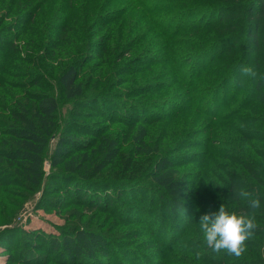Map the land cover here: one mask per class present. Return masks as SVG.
<instances>
[{"label": "trees", "instance_id": "16d2710c", "mask_svg": "<svg viewBox=\"0 0 264 264\" xmlns=\"http://www.w3.org/2000/svg\"><path fill=\"white\" fill-rule=\"evenodd\" d=\"M64 1L66 3H63ZM106 1L58 0L60 10L66 13L67 18L65 20H68V22L72 21L79 27L77 29H69L66 27L65 21H60L61 31L65 35L69 34L71 30H74L75 34L85 35L91 25L95 28L99 27L101 32L106 31L101 37V42L95 43L94 46L90 47L88 41L76 45L79 47V45L83 44L84 52L80 61L67 68L68 74L65 77L63 86L65 92L72 96L76 91L79 86V78L84 74V72H81L82 69H85L90 63L99 60L93 66L103 65L109 61L110 52H118L119 47L114 46L109 49V42L112 38L108 31L109 29L111 30V26L117 21L129 17L131 21L135 22L134 24L144 29L140 32L142 39H145L144 36L147 35L146 31L149 29L156 35L155 40H160L156 46L159 56H156V54H154L155 56H148L146 54L144 58L135 61L143 64L139 68H135L138 70L142 69L141 72L145 70L154 71L160 65H164L161 74L157 78L152 79L151 83L149 82L142 86V91L148 95V93L154 92L155 89H172L176 83H180L187 100H190L191 104L182 106V104L173 102L171 103L172 109L167 110L168 113L165 116L162 115L161 111L164 110L165 112L166 102L159 106L147 104L146 106L128 105L130 116L113 115V117H107L105 111H97L98 116L106 119L108 124L98 129L89 130L94 135L93 140L85 136L86 140L81 146H86L87 144L89 146H87L88 148H83L84 151L87 149L88 155L84 168L87 166L86 171L88 173L91 170L90 166L93 168L108 167V176L110 177H106L105 180L100 182L96 181V183H87L88 180L82 179L81 183L76 184L77 187L73 195L75 198L80 195L79 197L85 206L95 204L94 208H101L103 212L115 215V210L120 208V206L115 207V210L113 208L117 206V199L113 196H106L101 203L99 201L95 203V200H87L91 189L98 188L100 191L97 192L100 193H104L103 191L107 192L108 186H117L119 189L122 187L123 189H134L129 197L131 204H134V201H132L134 198L138 202V210L146 211L147 231L155 236L158 246L161 248L165 246L169 248L170 246V250H172L182 240V242L187 244V251L190 253V257H185L186 264H194L195 260H199L201 264H250L247 259H238L234 256H227L228 260H226V256L222 254L217 255L218 258L216 256L209 258L207 254L200 257V252L205 248L201 244L200 239L187 237L192 234L194 227H198L197 223L200 217L208 214V212L204 211L209 204L211 207L219 205L217 210L212 212H217L222 204L230 209L238 210V208L242 207L243 203L234 198L233 189L246 187L255 190L248 183L240 184L236 181L230 183L225 193L217 197L222 200L221 202L214 200L213 197L209 198L208 192L204 191L202 195H196V197H199L198 200L200 202L199 204L197 202L196 206H194L193 201L190 203L183 202L181 206L190 215L189 217H184L177 209H173L169 203L174 198L172 192L176 193L181 186H185L186 195L194 199V182L196 181L194 179L204 177L205 163L210 156L212 157L211 163L217 164L218 168L222 167V161L230 160L229 162L232 163L237 161L236 164L242 168L246 167L245 170L248 176L252 177L255 180L254 183L264 190V149L258 151V154L262 157V161H259V164L261 162L263 164L258 167V173L252 162L248 163L244 159L240 160L237 158L238 156L242 158L243 151L246 150L247 139L242 122H251L254 119V117L244 112L247 111V107L252 106L260 107L264 111V80L259 79V76H264V0H197L201 4L194 0H131L128 7H125L126 10L108 12L106 11L110 6H106ZM120 1L122 0H116V3ZM99 5H101L100 10L95 9ZM35 7L38 13L32 16L33 19L37 18L40 11L49 9V6L44 9L42 4H36ZM92 9L93 11L96 10L103 14L106 12L107 14H105V17H97L94 20L96 15L92 14ZM31 14L32 10H29L26 16ZM12 30H15L13 26L10 28V31ZM119 30L117 28L116 32H119ZM189 36L193 37L189 39ZM141 38L139 42L142 41ZM62 40L66 41V48L71 47V50H74L75 45L73 44L77 42H73L74 40L68 36L62 37ZM1 43L2 46L8 47L9 51L16 49L14 43L9 40H7V43L5 41ZM26 44L36 50L34 44ZM88 46L90 48L87 51ZM132 47L129 52L133 51ZM93 49H96L95 56H91ZM54 52L57 53L55 50ZM54 55V53L51 54L56 59V55ZM68 56V58H71L70 55ZM1 65L2 62L0 63ZM242 66L253 67L258 73V77L256 79L243 77L240 71ZM121 72L124 73L123 71ZM85 76L87 79V87L85 89L89 90L90 93H87L89 96L84 97V102L82 103L94 105L103 102L113 106L117 105L109 95H101L103 87L101 88L100 85L102 80L104 82L105 74L102 76L95 71H91ZM96 76L100 77V79ZM165 78H168V81H172L170 82L171 85L166 86L163 84L164 82H159ZM156 79L159 80L156 82L154 81ZM112 81L113 77L106 80L104 90H114L115 87L112 86ZM91 86L93 88H90ZM99 90H101V93ZM5 92L9 97V90ZM127 93H129L128 96L131 98L138 96L134 95L132 91ZM16 100L18 101L19 99ZM59 109V102L53 95H41L37 99L33 111L37 115L49 117L56 114ZM190 111H195L198 115H201V118L205 119L202 123V129L197 126L201 119L200 117H189V119L185 120L184 115L190 113ZM23 112L27 111L22 109V112H15L13 119L15 123L24 125L23 130H21L22 134L24 133L22 131L31 129L32 135L29 136L27 143H31L32 146L28 145L26 141L24 142V145L31 148V150L25 155L18 148L10 154L0 152V163L3 165L9 160L27 161L30 165H23L24 174L14 175H16L18 180L32 183L29 180H41L43 162L47 153L49 156L50 150L44 153H41L43 150L40 151V147L44 146L45 141L41 135V129H43L41 126L43 124L41 123L40 126L38 124L29 125V121ZM192 119H195V121ZM172 123H174V126L169 128ZM117 124H123L128 128L122 142H120L121 133L115 128ZM49 125L51 126L50 123ZM195 125L201 132H193V134L190 131V127H195ZM143 127L146 129V134L141 139L139 146L146 150V154L141 153L138 156L136 154L134 156L132 152L136 153V147H138L136 140ZM79 129L81 132H85L83 126H79ZM199 133L204 135V137L195 138ZM86 134L89 136L88 132ZM240 134L243 135L241 137V139L243 138L242 141H239ZM2 135L14 140L19 138L17 131L13 134L8 132ZM188 135L192 136L189 137ZM21 142L22 140L19 143L21 144ZM0 144L3 147L9 146L6 140H0ZM94 144H96L95 146L98 145V148L93 147ZM243 144L244 146L240 147ZM66 145L73 146L74 144L68 141ZM125 145L129 148L128 156L125 155L123 157L122 155L120 159L121 157L124 159L119 160V151H122V147ZM196 148H202V151L200 153L185 152ZM233 148L236 154L232 153ZM44 154L45 156H43ZM199 165H201V170L198 169V172L196 169ZM55 166H57V162ZM182 169H188V171L178 174L179 170ZM193 170H196V173H194L195 171L192 172ZM126 173L130 175L129 181L121 182L127 177ZM170 173H176L174 175L176 178L173 182L167 184L165 181L166 175ZM146 174L148 179H155L157 189L150 188L152 185L150 181L139 179L145 177ZM117 175H120L121 178H115ZM62 177L68 183L69 181H78L77 177L73 178V176L69 177L66 175ZM158 180L162 182L160 183ZM182 180L186 181L182 182ZM34 184L40 185L39 182ZM69 187L71 186L69 185ZM255 191L260 195L258 188ZM123 192L126 193L125 191ZM147 195L150 198H146ZM168 195L171 196L168 197ZM263 201L261 200V203ZM201 208H203L202 214L198 211ZM129 217L127 216L126 218ZM178 221L180 224L176 223ZM50 242L52 253L56 254L60 253L61 250H66V252H70L76 258L77 262L74 264H112V262L109 263L104 261V259L111 258L113 254L115 258L114 264H125L121 256L116 253L114 241L108 240L104 236L99 237L97 240L98 247L101 249L99 256L96 255V251L86 250L72 236H66L60 242L57 239ZM141 256V254L134 251L126 252L124 255L126 258L130 257L128 261L131 264H143L140 263L141 259H146L144 264H167V262L161 260L159 262L153 260L148 255H143L142 258ZM57 262L68 263L66 260H62L61 257H59Z\"/></svg>", "mask_w": 264, "mask_h": 264}, {"label": "rangeland", "instance_id": "374dc122", "mask_svg": "<svg viewBox=\"0 0 264 264\" xmlns=\"http://www.w3.org/2000/svg\"><path fill=\"white\" fill-rule=\"evenodd\" d=\"M194 1L201 4L197 0ZM130 2L131 0H122L119 3H116V0H107L105 4L110 7L106 12L123 10L126 6L128 7ZM63 3H66V1ZM36 4H42L44 9L49 6V9L40 11L37 18L33 19L32 16L38 13L35 7ZM59 5L58 0H53L52 2L51 0H0V37H2L0 41L3 40L7 43V40H9L16 46L15 50L11 49L9 51L8 47L2 46L1 42L3 41L0 42V63L2 62L0 66V138L2 139L0 140H6L9 144L8 147H3L0 144V152L10 154L15 152L17 148L24 155L30 152L31 148L26 147L24 142L26 141L27 143L29 136L32 135L31 129L22 131L24 132L22 134L21 130H23L24 125L15 123L13 119L15 112H22V109L27 111L23 113H25L29 125L38 124L40 126L41 123L43 124L41 126L43 127L41 135L45 141L44 146L40 147V151L43 150L41 153L50 150L49 156L48 153L46 156L45 154L43 155L45 160L43 162L41 180H29L33 184L18 180L16 175H14L24 174L23 165L29 164L27 161L9 160L3 165L0 163V264H64L57 262L59 257L62 260H66L67 264H74L77 260L70 252L61 250L60 253H52L50 241L53 242V240L57 239L60 242L66 236L76 238L86 250L96 251L98 256L101 250L98 247V238L104 236L108 240H113L116 253L121 256L125 264H131L128 261L130 257L126 258L124 255L126 252L132 251L142 256H151L153 260L158 262L161 260L167 262V264H186L185 257H190V253L187 251V244L182 242V240H178L179 243L172 250H170V246L169 248L166 246L161 248L158 246L155 236L147 231L146 211H139L137 200L133 198L134 204H131V199L129 198L134 189H123V187L119 189L117 186H108V191H103L105 194L97 192L100 191L98 188L91 189L87 200H95V203L98 201L101 203L106 196H113L117 199V206L113 208L114 210L115 207L120 206V208L115 210V215L103 212L101 208H94L95 204L85 206L79 197L80 195L75 198L73 194H75L76 184L81 183L82 179L88 180L87 183H96V181L100 182L105 180L106 177H110L108 176V167H95V169L90 166L91 170L88 173L86 171L87 166L84 168L88 155L87 149L84 151L83 148H86L89 144L86 146L81 145L85 142L86 137L93 140L94 135L89 130L98 129L108 124L106 119L98 116L97 111H105L107 117H113V115L130 116L128 105L146 106L147 104L159 106L166 102L165 112L164 110L161 111L162 115L165 116L168 113L167 110L169 111L173 107L171 103L175 102L182 104V106H187L191 104V101L187 100L180 83H176L172 89H155L154 92L148 93V95L142 91V86L146 83H151L152 79L157 78L161 74L164 65H160L154 71L145 70L141 72L142 69L138 70L135 68H139L143 64L135 61L144 58L146 54L148 56H155L154 54L159 56L156 46L160 40H155L156 35L149 29L146 31L145 39H142L140 32L144 29L139 28V25L134 24L135 22L131 21L129 17L117 21L111 26V30L109 29L108 31L112 38L109 42V49L116 46L120 48H118V52H110L109 61L103 65L93 66L99 60L90 63L85 69H82L81 72H84V74L79 78V86L76 91L72 96L65 92L63 86L65 77L68 74L67 68L80 61L84 52L83 44V46L79 45V47L76 45L88 41L90 47L94 46L95 43L101 42V37L106 31L101 32L99 27L95 28L90 24L91 28L88 29L85 35L75 34L74 30L65 35L61 31L60 21H65V25L69 29H77L79 27L72 21L68 22V20H65L67 18L66 13L60 10ZM100 8L101 5L96 6L95 9L100 10ZM29 10H32V14L26 16ZM106 12L103 14L92 9V14L96 15L94 20L97 17H105ZM12 26L15 30L10 31ZM117 28L120 29L119 32H116ZM66 36L71 37L74 40L73 42H77L73 44L75 45L73 51L71 47L66 48V41L62 40V37L65 38ZM76 36L77 38H75ZM3 37L7 40H4ZM192 37L189 36V39ZM140 38L143 42H139ZM26 43L34 44L36 50ZM136 43L137 45L135 46ZM89 46L86 49L87 51L90 48ZM131 47L133 51L129 52ZM95 50L91 51V56H95ZM52 53L56 55L57 60L51 56ZM68 55L71 58H68ZM91 71H95L102 76L105 74L104 82L102 80L100 85L101 88L103 87V91L101 93V90H99V92L102 96L109 95L117 105L113 106L103 102L94 105L82 103L84 102L83 98L89 96L87 93H90L89 90L85 89L87 87L85 74ZM111 77H113L112 86L115 87L114 90H104L106 80ZM98 78L100 79V77ZM158 80L154 81L157 82ZM159 82H164L163 84L168 86L171 85L170 82L172 81H168V78H165ZM90 88L93 87L91 86ZM8 90L9 97L5 92ZM129 91L138 96L129 97V93H127ZM41 95H53L58 100L60 109L56 114L47 117L37 115L33 111L37 99ZM16 99L19 100L17 101ZM244 113L251 115L254 119L251 122H242L247 139L246 150L243 151L242 158L240 156L237 158L240 160L244 159L248 163L252 162L258 173V167L263 165L262 162L259 164V161H262V157L258 154V151L264 149V111L260 107L252 106L247 107V111ZM189 117L201 118V115H198L195 111H190V113L184 115L185 120L189 119ZM192 120L195 121V119ZM204 120V118L200 119L197 123L198 128H203L202 123ZM46 123L48 124L45 125ZM79 126H83L85 132H81ZM172 126H174V123L169 128ZM115 128L120 131V142H122L128 128L123 124H117ZM198 128L196 125L195 127L192 126L190 131L192 133L199 132L200 129ZM48 130L49 132H47ZM15 131L18 132L19 138L17 140L2 135L8 132L13 134ZM86 132L89 133V136H87ZM145 134L146 129L143 127L136 140V144H138L136 153L133 151L132 155L146 154V150L139 146ZM188 136L191 137L192 135ZM201 136L204 137V135L199 133L195 138L199 139ZM241 137L243 135L240 134L239 141L243 140ZM68 141H71L74 145L67 146L66 142ZM10 144L12 145L10 146ZM27 144L32 146L31 143ZM95 145L93 147L98 148V145ZM243 146L244 144L240 147ZM122 148L123 150L119 151V160H122L125 155L128 156L129 153L127 145ZM201 151L202 148H196L185 152L200 153ZM116 152L118 153V150ZM232 153L236 154L234 153V148ZM122 155L123 157L120 159ZM211 159L212 157L210 156L205 163L204 177L194 179L196 180L194 182V199H196L189 198L186 195L185 186H181L176 193L172 192L174 198L169 204L173 209H177L184 217H189L190 215L181 206L183 202L190 203L193 201L194 206H196L197 202L198 204L200 203L198 196L202 195L203 191L208 192L209 198L213 197L214 200L221 202L222 200L217 197L223 195L229 184L234 181L240 184L248 183L255 190L258 188L260 196L264 200V190L254 183L255 180L252 177L248 176L245 170L246 167H240L236 164L237 161L232 163L229 162L230 160H226L222 161V167L218 168L217 164L211 163ZM56 162L57 166H55ZM198 169L201 170V165L196 170L198 171ZM196 170L192 172L195 171L194 173H196ZM187 171L188 169H182L179 170L178 174L180 172L183 174ZM126 174L127 177L125 179L127 180L123 178L124 180H121V182L129 181L130 175ZM64 175L73 176V178L77 177L78 181H69L68 183L67 180H63V177L61 178ZM120 175L115 178H121ZM174 175L176 173L166 175L165 181L167 184L175 180L176 177ZM147 177L148 175L146 174L145 177L139 179L150 181V184H152L150 188L157 189L155 179H148ZM185 181L182 180V182ZM35 182H39L40 185H35ZM158 182L161 183L162 181L158 180ZM219 185H223V187ZM196 195L198 196L196 197ZM170 196L168 195V197ZM146 198H150V196L147 195ZM261 205V209L257 210L256 218L259 227L256 235L252 240L248 241L247 251L244 255L238 258L247 259L250 264H264V201ZM218 206L211 207L209 204L204 212H208V214L214 213L215 211H212L217 210ZM242 208L245 210L246 206L243 204L242 207L236 210L240 211ZM202 210L203 208L198 211L202 214ZM127 216L130 217L126 218ZM176 223L180 224L179 221ZM187 237L200 239L198 227H194L192 234ZM182 249L183 251L181 252ZM204 254H207L209 258L213 256L218 258L216 254L211 253L206 247L199 255L202 257ZM222 255H225V259L228 260L227 256L229 255L223 253ZM114 259L113 254L111 258H105L104 261L114 264ZM144 262H146V259H141L140 263L144 264ZM194 264L201 263L199 260H195Z\"/></svg>", "mask_w": 264, "mask_h": 264}, {"label": "clouds", "instance_id": "9594fccd", "mask_svg": "<svg viewBox=\"0 0 264 264\" xmlns=\"http://www.w3.org/2000/svg\"><path fill=\"white\" fill-rule=\"evenodd\" d=\"M240 71L243 77H258L253 67L242 66ZM259 79L264 80V76H259ZM233 192L234 198L246 206L245 210H230L222 204L217 212L202 215L197 224L200 242L211 253L239 258L247 251L248 241L256 235L259 227L256 216L262 207V197L246 187L233 189Z\"/></svg>", "mask_w": 264, "mask_h": 264}]
</instances>
